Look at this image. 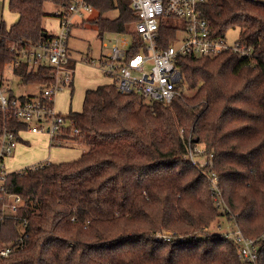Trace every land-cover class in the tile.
I'll list each match as a JSON object with an SVG mask.
<instances>
[{
  "label": "trees",
  "instance_id": "1",
  "mask_svg": "<svg viewBox=\"0 0 264 264\" xmlns=\"http://www.w3.org/2000/svg\"><path fill=\"white\" fill-rule=\"evenodd\" d=\"M70 2L8 1L17 21H0V75L13 44L49 37L44 5ZM86 2L97 12L89 21L97 38L129 35L135 55L129 0ZM201 9L212 37L239 30L251 57H179V95L168 105L113 83L87 90L81 112L66 115L79 131L66 138L86 145L79 158L6 177L5 193L22 202L0 223V249L17 241L24 222L27 239L0 264H264V3L207 0ZM176 24L162 21L160 48L179 35ZM15 77L40 91L53 83L45 66L28 73L22 65ZM7 125L25 130L13 119ZM201 158L205 165H192ZM221 218L234 230L211 232ZM238 237L253 243L254 263L241 259Z\"/></svg>",
  "mask_w": 264,
  "mask_h": 264
},
{
  "label": "built area",
  "instance_id": "2",
  "mask_svg": "<svg viewBox=\"0 0 264 264\" xmlns=\"http://www.w3.org/2000/svg\"><path fill=\"white\" fill-rule=\"evenodd\" d=\"M207 0H129L136 22L133 32L138 36L134 48L139 49L135 55L129 50L132 46L129 35H111L108 42L101 47L105 53L99 60L82 56L80 63L98 66L102 75L109 78L121 94H138L148 101L170 104L179 95L177 84L181 75L176 68L179 57H216L222 53L233 52L240 57H251V48L235 42L228 44L226 38L212 37L205 19L202 18V5ZM264 3V0H249ZM94 9L86 0H71L67 8L56 11L54 16L59 21V31L32 46L13 44L10 51L14 59L4 67L0 75V200L3 201V213L14 214L21 198L5 193V180L8 173L5 161L12 158L23 131L31 134L45 135L50 143L68 146L71 142L66 137L79 134L73 122L66 116L56 113L53 108V96L61 86L71 85L75 72V63L68 52L67 40L74 26V19L83 21ZM175 20L174 30L183 35L179 46L173 43L167 47L158 46L159 28L163 20ZM25 65L28 73H36L40 67L52 69L53 83L36 96L12 95L10 78L15 70ZM13 119L25 125V130L14 132L8 128ZM19 137V138H18ZM45 165H48L45 164ZM44 166L37 164L29 167L35 170ZM212 175L210 182L214 184ZM215 186V185H214ZM17 241L0 249V259L8 258L25 246L27 234L23 230ZM240 246V257L246 262L254 263L256 249L251 241L237 238Z\"/></svg>",
  "mask_w": 264,
  "mask_h": 264
},
{
  "label": "rangeland",
  "instance_id": "3",
  "mask_svg": "<svg viewBox=\"0 0 264 264\" xmlns=\"http://www.w3.org/2000/svg\"><path fill=\"white\" fill-rule=\"evenodd\" d=\"M9 0H0V21H3L6 27H10L17 21V15L10 11L8 6ZM45 10L47 16L43 19V26L50 30L51 32L59 31L58 23L55 18H53V14L56 11H60V8L54 4H46ZM93 14V13H92ZM95 14V12H94ZM91 16V15H90ZM89 16V17H90ZM133 27L131 26L130 29ZM57 31V32H58ZM239 30H230L226 33V40L228 44L232 45L239 39ZM113 36L105 34L103 35V43L108 42ZM183 35H179L176 38L174 46L177 47L180 45L182 41ZM100 39L97 38L95 27L91 24H87L85 29H80L72 32V38L69 40L68 48L75 55L86 54L89 53L93 58H96L101 49L100 47ZM102 53L105 51L101 49ZM85 56V55H83ZM97 72V74H96ZM8 77L13 80L11 82V88L14 94H34L37 93L39 87L36 85H27V86H18L16 79L12 78L9 73H6ZM87 79H92L91 81L97 80L100 82L99 84H107L109 81L107 78H104L99 74V72L94 68L91 69L89 67H85L81 64H77L75 66L74 72V82L72 85H64L58 89L53 96L54 109L56 113H60L61 115H67L69 112L79 113L82 110V102H83V93L81 91V86L84 84ZM40 92V91H39ZM193 93V92H189ZM39 94V93H38ZM188 94V92H187ZM36 96V95H34ZM28 135V134H27ZM25 139H28L30 143L35 144L33 148H24L28 147L27 145H19L15 150L14 158L10 161L11 157L5 161L6 169L8 173L10 172H23L20 170L26 166L32 165L37 162H41L40 164H47V162H51L53 164L59 163H67L72 162L79 158L83 149L86 148V145L81 142H71L68 146L63 147H48L44 144L45 139L39 136H27ZM48 140V139H47ZM38 141L42 143L36 145ZM49 142V140H48ZM204 158L195 160V163L192 165H205ZM221 228V233H226L230 231L234 227L231 222H228L225 218H221L218 222H214L209 230L211 232H216L215 227ZM218 233V231H217Z\"/></svg>",
  "mask_w": 264,
  "mask_h": 264
},
{
  "label": "crops",
  "instance_id": "4",
  "mask_svg": "<svg viewBox=\"0 0 264 264\" xmlns=\"http://www.w3.org/2000/svg\"><path fill=\"white\" fill-rule=\"evenodd\" d=\"M46 5V4H45ZM45 5H44V9H45ZM45 12H46V10H45ZM94 12H95V14H94ZM55 13V12H54ZM93 13V14H92ZM92 13H90V14H88V16L83 20V21H80V20H78V19H74V26H73V28L71 29V32H70V36H69V38H68V40H67V46L69 45V40L72 38V32H73V30L74 31H76V30H80V29H85V27H86V25L87 24H89V21H91V20H93L94 18H96L97 17V12L94 10ZM91 15V16H90ZM90 16V17H89ZM53 18H55V16H54V14H53ZM56 19V18H55ZM56 21H57V23H58V28H59V21H58V19H56ZM44 27V26H43ZM44 29L47 31V33H48V35H53V34H55V33H57V31H55V32H51L50 30H48L47 28H45L44 27ZM100 39V38H99ZM99 43H101V39H100V42ZM100 47H101V44H100ZM101 49H103L102 47H101ZM101 49H100V51H99V54H98V56L96 57V58H93L89 53H86V54H80V55H75L72 51H71V49H69L68 48V52H69V55H70V57H71V60L75 63V66L77 65V64H81V65H83V66H85V67H89V68H91V69H96L98 72H99V74L101 75V76H103L102 75V73H101V71L99 70V67L98 66H90V65H85V64H82V63H80V59H81V57L83 56V55H86V56H88L89 58H92V59H94V60H99V58L100 57H102L103 56V54L105 53V51L102 53V51H101ZM96 74H97V72H96ZM104 78H107V77H105V76H103ZM12 78H14V79H17L15 76H13ZM11 80V79H10ZM92 79H87L86 81H85V86H84V84L81 86V91H82V93H83V96H84V93L87 91V90H93V89H95V88H97V87H99V86H102L101 84H99L100 82H98L97 80H94V81H91ZM107 80L109 81V83H107V84H103V85H109V84H111L112 83V81L109 79V78H107ZM13 80H11L10 81V85H11V82H12ZM17 81V80H16ZM73 82H74V76H73V79H72V84H73ZM71 84V85H72ZM39 91L40 90H38V92L37 93H34V94H27V93H21V94H14V92H13V90L11 91V93H12V95H15V96H34V95H37L38 93H39ZM53 108H54V103H53ZM55 110V109H54ZM70 113V112H69ZM68 113V114H69ZM28 134V135H27ZM27 136H39V137H42L43 139H45V141L46 142H44V144L45 145H47L48 147H54V146H52L51 145V143H50V141L48 142V137L47 136H45V135H37V134H31V133H29V132H27V131H23V132H21L20 133V135H19V137H20V139H21V142H19L18 143V145L17 146H19V145H22V144H24V145H27L28 147H24V148H33L34 146H35V144H32V143H30V141L28 140V139H25ZM48 139V140H47ZM40 143H42L41 141H38L37 143H36V145H38V144H40ZM17 149V148H16ZM15 149V150H16ZM84 152V149L82 150V152H81V154ZM14 153H15V151H14ZM80 154V155H81ZM14 155L15 154H13V156H12V158H14ZM12 158L10 159V161L12 160ZM40 163H42V161L41 162H37V163H34V164H32V165H29V166H26V167H24V168H22V169H20V170H23V169H25V168H28V167H31V166H33V165H37V164H40ZM47 163H51V162H47Z\"/></svg>",
  "mask_w": 264,
  "mask_h": 264
}]
</instances>
